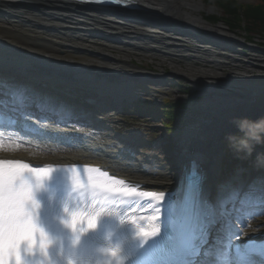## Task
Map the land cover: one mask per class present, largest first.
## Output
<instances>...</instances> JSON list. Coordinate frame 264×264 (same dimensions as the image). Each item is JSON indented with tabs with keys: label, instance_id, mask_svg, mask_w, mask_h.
I'll return each instance as SVG.
<instances>
[{
	"label": "rangeland",
	"instance_id": "rangeland-1",
	"mask_svg": "<svg viewBox=\"0 0 264 264\" xmlns=\"http://www.w3.org/2000/svg\"><path fill=\"white\" fill-rule=\"evenodd\" d=\"M192 1L200 4L198 13L193 12L194 14L206 17L207 14L214 13L221 16L219 10L213 5L210 7L206 6L202 0ZM238 1L243 4L256 3V0ZM59 20L58 23L52 22V24H48L41 31L42 35L33 36L28 41L30 43L29 46L32 45L36 51L39 48L43 50V47L51 49L53 47L48 42L53 36L55 39H51V41L58 43L59 48H57V51L63 52L59 57L60 61H73L77 65H81V67L88 65L89 62L100 63L102 67L113 71L109 78L98 79L96 76H92L93 74H89L88 71L82 77L85 76V78L90 80L98 81L99 86L103 89H106V87L111 88L112 84L123 83L120 80L121 78H116V75L119 74L114 73L122 69L117 67L118 65L113 66L118 61H129L131 66L144 71L146 74H150V77L144 78L141 75L134 80H128L127 83H123L129 84V88L125 91L128 99H122L123 101L120 102L122 106L120 107L123 109L114 112V117L105 116L100 112V109H88L91 111L90 115L97 116V119L102 120L94 121L90 116L85 123L69 121L62 126L54 125L53 122L46 123L51 130L60 131L67 135L68 133L73 134V136L76 135L75 138H81L80 141L86 142L87 146L109 147L108 150L123 153L141 166L144 165L146 168L151 169L152 173L156 172L174 180L175 173L173 170L176 166L174 159L177 151L186 144V141H182L185 137L184 135L187 130L195 129L199 124L198 121H200L201 116L199 117L196 114L197 111L195 109L198 105L197 103L211 94L222 95V92L218 90H203V86L199 83L189 82L185 78L177 77L173 73L175 67L180 70H188L194 74L204 72L206 74L204 76L213 74L218 76L213 77L214 81L219 84L226 83L234 88L238 87L248 90L253 86L258 89L260 94H254V96L256 95L254 97L256 105L251 108L248 106L245 112L239 111L238 115L232 113L231 115L236 118H231L226 122L222 121L224 124L221 126L227 127L229 126L227 125L228 122L230 123L238 118L256 120L264 117V95H261V93H264V38L260 39L251 35L246 37L238 30L229 32L224 28L227 34L236 37L237 43L234 46L219 45L205 42L203 36L194 37L185 36L182 33L179 34L171 28L168 29L170 26L158 31L159 33L156 31L158 34L153 36L142 31L128 30V28L112 24H106L105 26L97 21L86 19L66 21L59 18ZM211 26L223 27V24L213 22ZM0 53H2L0 54L1 64L3 63L7 67L16 66L21 68L22 63L20 60H16V62H19L17 65L11 63L12 61L9 62L10 58H16L13 54L11 55L12 52L0 51ZM43 55L45 56V54ZM19 56L17 54V57ZM58 69L60 70V68ZM230 73L236 75H229ZM22 74L27 76L25 79L19 78L24 80V83L18 81L17 83H9V85L16 87L21 92H27L30 99H38L39 101L56 100L62 107L74 108L75 103H84V98L94 99L95 93L98 92L96 88L90 90L89 88L60 86L43 79V77L54 78L53 75L36 74L37 76L33 77L31 74L21 73L20 75ZM88 85L91 86L92 84ZM249 96L248 94L247 97ZM108 98L111 99L110 96ZM94 100L99 101V104L104 102V106L107 105L102 98ZM142 102L148 105L151 104L150 108L139 104ZM249 102L250 100L242 103L249 104ZM165 103L177 107L175 111L176 119L168 130H165L159 124L160 111L164 109L163 105ZM4 104L5 102L0 97V106ZM213 125L211 124L208 129H213ZM231 134H238L235 125L218 132L217 136L214 137L215 139H212L214 141H210L211 144L209 142L205 143L207 146L206 151L208 149L213 158L211 165L213 166L212 177H214V180L211 181V187L216 192L230 186L236 188V185L231 184L233 180L237 179L240 181L241 179H249L247 185L250 188H252V184L256 185L258 183L263 186L264 167L258 166L256 163L257 156L264 154V150H260L259 146L255 147L252 159L248 163L238 161L239 158L233 159L234 156H230L228 160L222 161L221 164L216 162V157L218 156V159H220V155L225 152L222 151L221 147L224 142L228 141L227 137ZM74 139L70 140L74 141ZM183 142L184 145H182ZM60 148L64 149V145H60ZM25 150L16 146H0V151L2 152L28 153ZM50 153L53 156L60 155V151H52ZM230 212L231 210L228 213ZM226 213L227 210H224L222 215H226ZM236 214L242 216L238 211H236ZM225 220L220 226L225 228L215 233V236L219 237V243L229 239V229L239 230L241 238L264 233V214L247 219L246 225L242 229H238L239 222L232 216H227ZM219 243L218 245H223Z\"/></svg>",
	"mask_w": 264,
	"mask_h": 264
},
{
	"label": "bare ground",
	"instance_id": "bare-ground-1",
	"mask_svg": "<svg viewBox=\"0 0 264 264\" xmlns=\"http://www.w3.org/2000/svg\"><path fill=\"white\" fill-rule=\"evenodd\" d=\"M135 5L139 7V10L132 12H118L117 10L113 11H97L83 8L82 6L77 5H64L56 4L53 2H45L42 0H29V3L24 5H10L6 3H0V51H9L11 55L16 58H10L9 62L16 63V60H20L22 63L21 68L19 67H9L4 68L5 70L10 69L12 71L18 70L22 73L24 72H39L40 70L55 72V75H63L70 82L79 80L78 77L86 73V70L92 76H96L98 79L109 78V75L113 71L104 68L100 63L89 62L88 65H77L73 61L63 60L60 61L59 57L63 52H58L57 48L58 43L51 41L55 39L53 36L49 40L48 44L53 47L51 49L44 48L38 49L37 51L33 49L34 47L29 46V40L33 36L38 34L42 35V32L48 24L58 23L59 18L70 21L76 19H86L89 21H97L98 23L112 24L119 27L128 28V30L142 31L145 34L157 35L162 31L163 28L168 26V29L171 28L177 33H182L185 36H203V40L207 43H215L219 45H231L234 46L235 37L230 36L226 33L221 27H213L209 24H206L201 16L194 14L193 12L198 13L200 4L193 2L192 0H133ZM157 19V20H156ZM61 29V27H59ZM66 31V30H64ZM158 33H157V32ZM123 33V32H122ZM151 37V36H147ZM34 39V38H33ZM55 49V50H54ZM2 54V53H0ZM17 54L20 56L17 57ZM45 54V56L43 55ZM1 57V56H0ZM1 65V62H0ZM122 68L120 71L117 70L114 73H120L122 78L121 82L127 83L129 80H133L142 75L144 78H149L150 74L144 73L139 69L131 66L129 61H118L113 64ZM48 66V67H47ZM15 70H14V69ZM60 68V70H58ZM92 70V71H91ZM79 72V74H78ZM174 75L179 78H185L189 82H196L203 86L204 89L208 90H218L222 92L220 94H211L209 97H204L197 104L195 108L199 117L202 119H208L212 122V125L215 123L213 129H202L199 131L198 140L199 143L198 151L202 152L199 156V162L203 168L207 171L205 172L206 179L202 185V191L200 194L201 205L199 208V216H205V214H210L211 218H220L222 209L224 208L225 201H219L218 195L223 194L225 199H230V196H233L235 190L233 187L228 189H223L222 191L216 192L214 188L211 187L212 180V165H211V152L207 149L206 151V142L214 141L212 140L217 136L218 132L221 130L227 129L229 126L234 125L232 120L228 122L227 127L221 126L224 124L222 121L230 120L231 118H236L231 115L232 113L238 115L240 112H245V109L251 108L256 105L254 94H258V89L251 86L248 90L234 88L230 85L219 84L214 81L213 77L215 75L209 74L207 76L203 73H191L188 70L178 69L175 67L173 71ZM229 75L235 76L236 74L230 73ZM218 77V76H215ZM226 80V79H225ZM223 80V82H225ZM116 83L112 84L113 86L110 89L99 90L103 95L110 94L114 97V102H111V105L114 106L118 99L124 98L129 84ZM211 88V89H209ZM248 94L250 95L249 97ZM26 92L18 91L14 95L15 101L18 103L19 100L24 99ZM233 99V100H226ZM250 100L249 104L242 103ZM54 105V104H53ZM110 105V104H109ZM228 105L231 108L220 111V108H224ZM55 106V105H54ZM59 111V114H63L65 108L61 111L58 107H47L48 112ZM24 119H21L19 122L22 127L26 130L33 132L31 135L26 136L30 139H22L28 143L18 144V148L26 149V152L21 153H9L5 151H0V160L3 161H16V162H25L31 165H43L46 164H78L82 166H89L94 168H99L110 175L117 176L126 181L137 183L140 187L148 191H158L165 192L175 190L174 181L168 179L165 175H160L156 172L151 171V169L146 168L144 165H140L135 160L128 158L123 153L108 150L107 147L102 148L101 146H87L86 142H81V138L77 139L73 134H65L51 130L37 122L38 120L32 119L28 116H23ZM239 119V118H238ZM196 130V129H195ZM194 129H189L185 133V137L182 141H186V144L190 145L191 134L195 132ZM209 130V131H208ZM194 131V132H193ZM40 138V139H38ZM75 138V139H74ZM46 139V140H45ZM70 139H74L71 141ZM215 139V138H214ZM43 140V141H42ZM42 141V142H39ZM46 141V142H45ZM188 141V142H187ZM61 142L70 144L65 146L64 149L60 148ZM184 142L182 145H184ZM39 145L42 149L45 148L43 155H41L38 150H31V148H36L35 145ZM181 144V143H180ZM185 144V146H187ZM211 144V143H210ZM0 146H9L0 142ZM13 146V145H10ZM185 146L180 148V152L184 151ZM31 151V152H30ZM60 151V155H51L50 152ZM179 152V153H180ZM204 155V156H203ZM182 156L179 157V159ZM232 183L231 185H233ZM233 190H232V189ZM236 194V193H235ZM234 194V195H235ZM254 197V196H252ZM199 219L198 221H200ZM203 220V219H202ZM264 237V233L262 234ZM239 238V236H234V239ZM233 239L232 247L235 243ZM237 243V242H236ZM240 253V252H239ZM236 253L234 260L237 261V264H243L244 255ZM231 254V253H230ZM263 255V254H262ZM264 256V255H263ZM260 260L264 258L259 256Z\"/></svg>",
	"mask_w": 264,
	"mask_h": 264
},
{
	"label": "snow or ice",
	"instance_id": "snow-or-ice-1",
	"mask_svg": "<svg viewBox=\"0 0 264 264\" xmlns=\"http://www.w3.org/2000/svg\"><path fill=\"white\" fill-rule=\"evenodd\" d=\"M7 163V169L4 165ZM24 164L0 160V261L3 264H20L21 245L26 244L28 250L37 243L39 233V247L43 250L46 244L43 242L44 234L36 227L33 220V201L31 193L23 183ZM155 199L163 201V193L156 195ZM31 205V207H29ZM182 218L185 223L192 224L197 218V210L191 199L182 210ZM87 220L89 227L95 224V216L82 213H74L69 221V226L76 230L77 224ZM159 224L145 227L138 224V234L144 238H151L158 234ZM115 255V253H113ZM5 256L7 259H5Z\"/></svg>",
	"mask_w": 264,
	"mask_h": 264
},
{
	"label": "trees",
	"instance_id": "trees-1",
	"mask_svg": "<svg viewBox=\"0 0 264 264\" xmlns=\"http://www.w3.org/2000/svg\"><path fill=\"white\" fill-rule=\"evenodd\" d=\"M206 6L213 5L221 16H218L214 13L207 14L206 17L202 18L208 23L220 22L224 24L230 31L238 30L242 34L258 37L260 39L264 38V0H256L255 4H246L241 3L238 0H202ZM264 46V44H263ZM146 108H150V105L141 104ZM164 109L160 111V120L159 124L165 129L168 130L172 127L173 122L176 119L175 105L170 106L168 103L163 105ZM181 107V106H179ZM228 146L229 142H225ZM231 146V145H230ZM261 146V145H259ZM264 146V145H263ZM232 147V146H231ZM232 147V150L227 151V154H237L242 155L243 159L248 158L243 153L235 151Z\"/></svg>",
	"mask_w": 264,
	"mask_h": 264
},
{
	"label": "clouds",
	"instance_id": "clouds-1",
	"mask_svg": "<svg viewBox=\"0 0 264 264\" xmlns=\"http://www.w3.org/2000/svg\"><path fill=\"white\" fill-rule=\"evenodd\" d=\"M233 123L239 134H231L227 140L237 152L251 156L257 145H264V117L256 120L239 118ZM257 165L264 167V154L257 156ZM25 167L29 168L30 166L25 165ZM36 227L38 228L37 225Z\"/></svg>",
	"mask_w": 264,
	"mask_h": 264
},
{
	"label": "water",
	"instance_id": "water-1",
	"mask_svg": "<svg viewBox=\"0 0 264 264\" xmlns=\"http://www.w3.org/2000/svg\"><path fill=\"white\" fill-rule=\"evenodd\" d=\"M94 9H96V7H95ZM135 10H139V7H137ZM119 11H120V10H119ZM124 11H125V10H124ZM129 11H130V10H129ZM129 11H127V12H129ZM130 12H132V11H130ZM222 28L224 29L225 27L223 26ZM234 42L237 43V39H236V38H235ZM220 109H222V107H221Z\"/></svg>",
	"mask_w": 264,
	"mask_h": 264
}]
</instances>
